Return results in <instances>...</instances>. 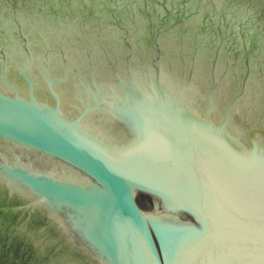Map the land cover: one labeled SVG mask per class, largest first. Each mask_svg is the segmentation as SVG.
Masks as SVG:
<instances>
[{
	"label": "water",
	"instance_id": "1",
	"mask_svg": "<svg viewBox=\"0 0 264 264\" xmlns=\"http://www.w3.org/2000/svg\"><path fill=\"white\" fill-rule=\"evenodd\" d=\"M0 264H264V0H0Z\"/></svg>",
	"mask_w": 264,
	"mask_h": 264
}]
</instances>
